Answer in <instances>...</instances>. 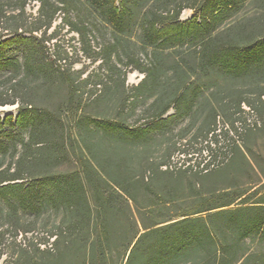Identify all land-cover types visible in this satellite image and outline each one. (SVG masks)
Returning a JSON list of instances; mask_svg holds the SVG:
<instances>
[{
    "label": "trees",
    "instance_id": "trees-1",
    "mask_svg": "<svg viewBox=\"0 0 264 264\" xmlns=\"http://www.w3.org/2000/svg\"><path fill=\"white\" fill-rule=\"evenodd\" d=\"M19 1L12 8L18 12L12 16L22 14L26 2L32 0ZM36 1L34 22L38 24L34 29H40L43 36L60 10L69 29L78 33L86 57H100L106 64L112 62V56L123 53L126 65L144 75L132 89L135 97H153L148 108L151 120L145 126L131 129L82 113L77 118L79 128L101 132L104 138L145 145L152 135L189 117L204 90L216 86L217 79L264 81V31L255 25L238 27L231 20L245 0ZM3 6L0 0V13L5 11ZM184 8L193 14L181 20ZM88 15L100 18L102 25L115 32L114 39L98 52L92 50L88 36L92 30L98 31L99 24ZM135 26L141 31L142 46L150 49L146 62L128 51L121 39L130 36ZM55 35L53 30L46 39ZM15 45L22 53V63L9 51ZM165 49H169L166 55L172 56L171 60L163 57ZM39 51L33 36L18 33L4 37L0 30V70L11 74V94L0 98V105L17 103L15 116L8 113L0 117V153L16 151L18 144L25 151L12 171H0V200L13 214L20 210L39 214L46 207L62 213L57 229L46 230L36 241L18 243L24 254L15 256L16 264H264V184H260L264 170L248 158L251 148L245 144L255 130L264 128V87L253 96L224 102L220 111L212 108L204 126L177 147L168 148L164 160L138 167L152 187L146 186L148 194L157 197L169 193L166 201L171 205L149 202L143 210L137 208L136 220L128 204L139 192L136 158L130 150L118 146L119 152L83 137L81 152L76 154L78 168L54 171L48 167L60 163L62 150L49 146L34 156L26 153L36 138L48 137L57 129L51 113L25 101L28 92L21 85L22 79H16L21 68L27 75L36 73ZM64 79L74 86L69 74ZM169 109L172 112L167 114ZM250 115L255 118L248 120ZM23 131H28L27 142L18 140ZM61 140L65 147L62 135ZM174 153L184 157L197 153L207 158L205 166L228 183L175 198L169 184L159 176L154 178L156 171H173L168 166ZM258 155L264 159V153ZM162 165L166 166L163 170L159 169ZM22 167L35 173L30 174L29 182L16 181L25 177ZM244 167L252 169L255 176L246 188L239 176ZM19 233L16 230L13 241Z\"/></svg>",
    "mask_w": 264,
    "mask_h": 264
},
{
    "label": "rangeland",
    "instance_id": "rangeland-1",
    "mask_svg": "<svg viewBox=\"0 0 264 264\" xmlns=\"http://www.w3.org/2000/svg\"><path fill=\"white\" fill-rule=\"evenodd\" d=\"M1 1L5 10L4 13H0V30L2 29L3 36L9 37L22 33L24 36H33L37 44L40 45L41 51L37 53L39 67L36 73L27 75L24 68H21L16 77V79H22L21 85L28 92L25 101L46 110L57 120V129L48 137H38V140L36 138L37 142L31 145V149L27 150L26 153L28 156H34L49 146L62 150L60 163H53L48 167V169L54 171L78 168L76 154L81 152L79 147H81L83 137L99 141L101 144L99 146L112 148L119 152H121V147L130 150L136 158L134 174L139 192L136 195V200L129 199L128 204L133 210L136 220L139 218L137 208L143 210V206L149 202L171 205L170 202L166 201L169 193L163 192L157 197H151L148 194L152 187L146 184L149 179L141 177L138 167L146 164V162H151L154 166L156 162L164 160L168 148H171L174 144L177 147L179 143L190 138L191 134L204 126L203 122L212 108L220 111L219 106L224 102V104H228L238 96H253L252 93L260 90V87H264V81L255 82L250 78L231 79L223 77L217 79L216 86L204 90V95L195 103L189 117L169 130L152 135L146 142L147 144L142 145V143L126 139L104 138L101 132L94 133L83 126L79 128L76 123L77 118L82 113L84 116L117 122L131 129L148 124L151 120L148 108L153 97L147 95L135 97L132 89L142 80L143 73L130 65L127 66L123 53L120 57L112 56V62L106 64L101 62L100 57L94 60L86 57L81 50L78 33L69 29V26L63 21L64 15L60 10L57 11L52 25L43 36L40 29H34L38 24V22H34L37 15L38 1H27L24 12L19 16L11 15L18 12V9L12 8L19 4V0ZM192 14L191 9L184 8L180 13V19H189ZM94 16L88 15L87 18L90 21L97 22L99 29L98 31L92 30L88 38L92 50L98 52L106 42L114 39L115 32L111 27L105 24L102 25L100 18ZM69 19H74L73 13H70ZM231 20L236 21L238 27L248 25V27L253 28L255 25L264 31V0H245L234 11ZM53 30H56L55 37L47 40V35ZM140 33V29L135 26L130 36L123 35L121 39H123L124 46L128 51L133 52L142 61L146 62L149 58L150 49H145L142 46ZM9 51L20 63L23 62L22 53L16 45L12 46ZM180 51L184 54L187 50L181 49ZM167 52H169V49H165L162 55L171 60L172 56H167ZM175 58H178V56ZM67 74L70 75L72 80L74 79L72 88L65 82L64 78ZM10 78L11 74L8 71L0 70L1 99L11 94L9 88ZM168 86L167 84L164 87L167 88ZM73 89L76 91L73 92ZM67 108L70 110H67ZM171 112L172 109H169L167 114ZM8 113L14 116L17 114V103L0 105V117ZM254 118L255 116L250 115L248 120ZM219 124L221 125V123ZM61 135L64 136L65 147ZM28 139V131H23L21 136L18 137L19 142L20 140L27 142ZM220 143H222L221 139ZM245 144L251 148L250 155H247L248 158L256 161L260 168L264 170V159L256 157L259 152L264 153V128L255 130L252 135L245 139ZM22 153H25V151L20 147V144L17 145L16 151L9 149L3 154L0 153V171L4 169L12 171L17 165V158ZM206 160L207 158L203 159L197 153L186 157L183 154L174 153L168 166L173 171L171 173L156 171L154 178L159 176L169 184L172 189L170 194H173L172 196L177 199L188 197L196 189L206 191L227 184L228 181L217 179L215 176L217 171H210L209 169L212 167L207 168L205 166ZM159 169L163 170L165 168L162 165ZM22 170V174L25 176L24 179L16 181L29 182L32 177L30 174L35 173L28 170L27 167H22ZM35 172L39 173L40 170ZM239 176L240 182H243L245 188L250 187L251 180L255 178L252 169L249 167H244L239 172ZM260 180V184H264V177H261ZM146 186L150 189H146ZM263 191L264 188L261 189V192ZM61 218L62 213L60 211L55 212L50 207L44 208L39 214L21 210L17 214H13L0 200V264H16L15 256L24 254L18 243L36 241L46 230L57 229ZM16 230L20 233L16 241H13ZM24 230L29 231L22 233Z\"/></svg>",
    "mask_w": 264,
    "mask_h": 264
},
{
    "label": "built area",
    "instance_id": "built-area-1",
    "mask_svg": "<svg viewBox=\"0 0 264 264\" xmlns=\"http://www.w3.org/2000/svg\"><path fill=\"white\" fill-rule=\"evenodd\" d=\"M164 168H166V166H164Z\"/></svg>",
    "mask_w": 264,
    "mask_h": 264
}]
</instances>
